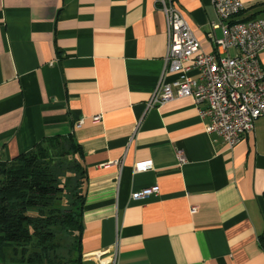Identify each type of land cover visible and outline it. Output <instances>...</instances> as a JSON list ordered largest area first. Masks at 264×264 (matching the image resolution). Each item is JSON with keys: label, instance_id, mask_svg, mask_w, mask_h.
Masks as SVG:
<instances>
[{"label": "crops", "instance_id": "0c3cea01", "mask_svg": "<svg viewBox=\"0 0 264 264\" xmlns=\"http://www.w3.org/2000/svg\"><path fill=\"white\" fill-rule=\"evenodd\" d=\"M157 1L0 0V162L46 137L74 135L88 175L85 257L264 264V121L231 149L212 142L205 104L194 98L148 107L168 51ZM242 2L238 20L264 19V0ZM173 3L214 52L212 0ZM260 62L264 69V51ZM177 150L188 159L182 167ZM145 160L153 169L135 172ZM115 161L122 167H104ZM155 185L158 195L132 199Z\"/></svg>", "mask_w": 264, "mask_h": 264}, {"label": "built area", "instance_id": "2783aa9c", "mask_svg": "<svg viewBox=\"0 0 264 264\" xmlns=\"http://www.w3.org/2000/svg\"><path fill=\"white\" fill-rule=\"evenodd\" d=\"M167 22L168 51L165 70L148 107L164 104L175 98L192 97L197 104H205L203 117L210 120L208 133L212 142L225 143L235 148L248 134L255 130L256 122L264 121V69L260 54L264 51V19L238 20L245 10L242 0H212L217 22L212 24L209 34L215 51L206 53L183 13L173 0H158ZM216 30L222 36H216ZM196 73L199 77L197 78ZM168 74L175 75L171 82ZM94 123L101 115L91 118ZM85 119L75 127L81 128ZM179 166L188 163L184 150L176 151ZM119 165L115 161L106 166ZM135 172L144 173L153 169V161L136 162ZM160 193V186L144 188L133 193L132 199L146 200ZM196 208H192L195 212ZM92 258L95 264H116V255L108 260Z\"/></svg>", "mask_w": 264, "mask_h": 264}, {"label": "trees", "instance_id": "16d2710c", "mask_svg": "<svg viewBox=\"0 0 264 264\" xmlns=\"http://www.w3.org/2000/svg\"><path fill=\"white\" fill-rule=\"evenodd\" d=\"M72 155L80 175L76 185L67 173L76 164ZM87 182L83 151L72 134L46 137L0 162V264H83ZM67 236L75 249L64 257L59 250Z\"/></svg>", "mask_w": 264, "mask_h": 264}, {"label": "rangeland", "instance_id": "374dc122", "mask_svg": "<svg viewBox=\"0 0 264 264\" xmlns=\"http://www.w3.org/2000/svg\"><path fill=\"white\" fill-rule=\"evenodd\" d=\"M72 156L74 157V159ZM72 156L69 158L70 163H73L74 160L76 159L75 155H72ZM75 161H76V164L74 163L73 165H71V168L67 170V173L69 175H72L71 180L73 182V185L77 184L76 181L79 180L78 178L80 177V175H78L77 173L78 172V168H77L78 161L77 160ZM67 197L71 198L70 196H67ZM71 242H73V236H67L66 244L64 245L62 250H59V254L61 256L69 257L70 255L74 254L75 245ZM82 262L83 264H95V262L93 263L92 258L85 257L84 254L82 255Z\"/></svg>", "mask_w": 264, "mask_h": 264}]
</instances>
